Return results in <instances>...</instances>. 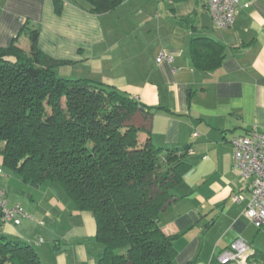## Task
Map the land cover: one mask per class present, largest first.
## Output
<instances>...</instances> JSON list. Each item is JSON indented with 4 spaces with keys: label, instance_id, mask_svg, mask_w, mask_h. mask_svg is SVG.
Masks as SVG:
<instances>
[{
    "label": "crops",
    "instance_id": "1",
    "mask_svg": "<svg viewBox=\"0 0 264 264\" xmlns=\"http://www.w3.org/2000/svg\"><path fill=\"white\" fill-rule=\"evenodd\" d=\"M59 1L58 15L54 0H0V48L15 40L28 51V32L37 29L39 49L66 63L55 68L63 78L103 83L153 108L134 118L139 138L148 133L155 147L185 153L188 166L172 191L177 200L160 215L162 231L177 237L174 264H219L218 254L236 238L264 259V225L256 228L242 214L249 181L233 166L231 144L264 132V0H240L232 26L223 29L213 25L203 0H160L164 9L138 19L132 0L100 16L88 13L85 2ZM194 39L224 47L217 68L194 66ZM160 56L172 61L157 62ZM18 178L0 156L6 203L26 212L18 225L2 223L4 235L28 243L42 264H96L92 214L52 187L55 197H33ZM235 194L245 199L234 202Z\"/></svg>",
    "mask_w": 264,
    "mask_h": 264
},
{
    "label": "trees",
    "instance_id": "2",
    "mask_svg": "<svg viewBox=\"0 0 264 264\" xmlns=\"http://www.w3.org/2000/svg\"><path fill=\"white\" fill-rule=\"evenodd\" d=\"M78 2L100 16L123 0ZM54 7L59 15L62 2L54 0ZM28 37V51L15 40L0 48L3 167L30 187L58 184L78 211L92 214L96 264H174L177 237L162 231L160 215L177 200L172 191L187 171L186 154L155 147L148 133L139 138L134 118L153 108L103 83L58 77L55 68L66 63L39 49L37 29ZM223 50L209 39L191 41L193 64L204 72L220 65ZM1 226L0 264H42L28 243L8 238ZM250 262L264 259L253 250Z\"/></svg>",
    "mask_w": 264,
    "mask_h": 264
},
{
    "label": "built area",
    "instance_id": "3",
    "mask_svg": "<svg viewBox=\"0 0 264 264\" xmlns=\"http://www.w3.org/2000/svg\"><path fill=\"white\" fill-rule=\"evenodd\" d=\"M212 23L216 28L223 29L232 26L240 0H203ZM165 59L172 61L171 56H160L156 61ZM232 163L249 184L246 188L247 201L243 216L256 228L264 225V132L252 131L245 136L231 141ZM245 199L242 194L232 196L234 202ZM20 217H26V212L18 205L8 206L5 191L0 189V221L18 225ZM253 249L243 239L236 238L227 249L217 256L219 264H256L250 262Z\"/></svg>",
    "mask_w": 264,
    "mask_h": 264
},
{
    "label": "rangeland",
    "instance_id": "4",
    "mask_svg": "<svg viewBox=\"0 0 264 264\" xmlns=\"http://www.w3.org/2000/svg\"><path fill=\"white\" fill-rule=\"evenodd\" d=\"M123 1H126V0H123ZM132 2H133V4L136 3L135 6H140L139 14L135 15V19H138V17H142L144 15L149 16L151 14H154L155 13V9H157V12H160V9H162V7L164 9V7L167 6V3L164 4V5L162 3V6H160V4H161V3H159V2H161L160 0H132ZM129 4H131V2H129ZM55 73H56V75L58 77H61V78H63L62 76H66L65 73L62 70H59V69H56ZM70 76H73L74 78L76 77L74 75H70ZM76 78H78V77H76ZM18 181H20L19 178H18ZM51 187H52V189H56L57 191H59L58 192V193H60L59 197H65L66 199H69L70 201H72L66 195V193L63 191V189L56 183H53V184L45 183V184L41 185L39 188H30V187L27 186V187H25V189L27 190L25 193L28 192L33 197H55V195H53L52 191L48 190ZM15 194L17 195V197H30L27 194L22 193L21 191H16ZM8 238H10V237H8Z\"/></svg>",
    "mask_w": 264,
    "mask_h": 264
}]
</instances>
